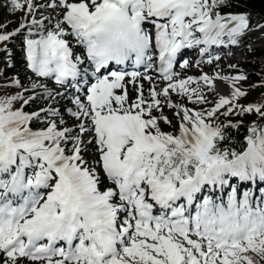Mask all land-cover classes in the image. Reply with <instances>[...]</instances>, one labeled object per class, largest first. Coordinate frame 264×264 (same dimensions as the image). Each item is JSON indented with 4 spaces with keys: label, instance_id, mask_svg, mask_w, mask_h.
Here are the masks:
<instances>
[{
    "label": "snow or ice",
    "instance_id": "6c2138e0",
    "mask_svg": "<svg viewBox=\"0 0 264 264\" xmlns=\"http://www.w3.org/2000/svg\"><path fill=\"white\" fill-rule=\"evenodd\" d=\"M7 2L23 16L0 45L22 36L26 67L65 88L35 79L31 91L70 95L79 123L25 111L37 96L19 79L23 92L0 96V264H264V103H239L244 74L174 71L182 50L239 45L249 14L224 12L232 0ZM129 62L144 71L120 69ZM253 113L242 148L225 147L241 124L227 118Z\"/></svg>",
    "mask_w": 264,
    "mask_h": 264
},
{
    "label": "trees",
    "instance_id": "16d2710c",
    "mask_svg": "<svg viewBox=\"0 0 264 264\" xmlns=\"http://www.w3.org/2000/svg\"><path fill=\"white\" fill-rule=\"evenodd\" d=\"M0 8V19L6 16H20L22 12H16L13 14L9 11V5L7 0H1ZM233 6L230 8H225L224 12L233 13H247L250 16V26L255 28L258 23H264V0H232ZM8 25V24H7ZM16 29V28H15ZM0 31H13L12 26L7 27V29L0 28ZM252 41L249 36L241 37L240 42ZM253 43V42H252ZM0 96L15 95L18 92H23V88L29 89L28 92L24 93L25 98L29 95L35 94L37 99L30 101L28 105L24 106V110L27 112L39 111L52 104H59L53 101L51 98L42 95V90H36L35 93L31 91V81L36 78L33 73L26 67L25 53L23 49V37L18 36L15 39L8 42L6 45H0ZM258 59H262L258 60ZM264 48L254 47L251 49L249 56L245 57L239 62L238 74L246 75L247 79L242 81V90H244L247 95L240 99L239 103L242 105H248L250 103H264ZM14 79H19L23 84V88L16 87L12 84ZM52 90V89H51ZM57 92V90L55 91ZM54 92V93H55ZM56 99V98H55ZM209 100L214 101L213 97L208 96ZM66 104L71 103V98L66 97L63 99ZM23 101L17 102L15 104L16 108H20ZM209 105H204L208 107ZM60 110V109H59ZM64 113L61 114V117ZM221 119H225L221 117ZM227 119L231 120L233 123L241 121L239 128H234L230 130V139L224 145L225 147H235L238 150L244 145V137L247 135V128L253 122L257 120L256 115L245 114L243 116H230ZM259 122V121H258ZM32 127L43 128L46 124L38 121H34ZM164 131L167 132L166 129Z\"/></svg>",
    "mask_w": 264,
    "mask_h": 264
},
{
    "label": "rangeland",
    "instance_id": "374dc122",
    "mask_svg": "<svg viewBox=\"0 0 264 264\" xmlns=\"http://www.w3.org/2000/svg\"><path fill=\"white\" fill-rule=\"evenodd\" d=\"M1 1V0H0ZM40 3H45V0H39ZM0 8H1V2H0ZM51 13V9H45L43 11V16H49ZM54 15V14H52ZM23 16V13H21L20 16H15V17H11V16H6L3 19H0V25H4V24H8L9 26H12L13 30L17 27H19L20 22H21V18ZM38 19L41 18L40 16L37 17ZM252 41H244V42H240L239 45H235V46H228V47H224V56L221 58V60L218 62L217 64H211L210 65V71L209 72H213L214 74L216 72L221 73L222 76H235L238 75L237 71H239V62L242 61L245 57L249 56V53L251 51V49H253L254 47H260V48H264V29H259V30H254L251 32H248L245 36H249ZM253 42V43H252ZM229 48V51H227V49ZM190 50H196L194 51V53H191L192 58L190 59V66L188 68H181L179 65L177 66V70L176 72L180 73L181 77H187V76H194V77H199L200 75L198 74V71L194 72V69L197 67L196 62L194 60H196L197 58H201L199 49H190ZM79 51V50H78ZM229 53V54H228ZM228 55V56H227ZM187 57V54H185L183 56V59L180 63L183 62V60H185ZM189 57V56H188ZM261 60L262 59H258ZM264 60V59H263ZM218 65V67H217ZM229 65H236L235 68H230ZM203 67H200V69H202ZM220 68L222 71H220ZM219 71H216V70ZM225 71V72H224ZM205 72L207 73V70L203 69V71H200L199 73ZM149 74V73H148ZM192 74V75H191ZM151 76H153L154 78L158 77L156 74H149ZM127 79V78H126ZM156 82H158L159 87H163L164 83L162 80L160 79H156ZM44 83L47 84V86L52 89L53 92H55L57 90V92H61L64 93L65 92V88H62L58 85H56L54 83L53 80H44ZM143 85H144V89H145V94H147V89L149 88V83L147 80L142 81ZM238 87H242V82H240ZM128 89H129V95L130 98L134 99L136 96V92L134 90L133 85L129 84L128 85ZM69 93L71 94H75L73 89H68ZM175 97L173 98L174 101H179L181 98L177 97L175 94H173ZM211 97H213L214 101L216 99L215 96L213 95H209ZM66 97H70V95L65 94L63 96H57L56 97V102L59 104H52L47 106V108L49 107H55L57 109H60V113L63 114L64 116L62 117L65 120V124L63 125L64 127H72L74 128L79 121H77L74 117L70 116L68 114V112L66 111L68 108H72L75 109V105L71 102L69 104L64 103L65 101L63 99H65ZM184 103L186 104L187 107H194L191 102L188 101H184ZM173 111L174 110H170L167 107L164 108V114L167 115L170 119L173 120V124H176V118L173 116ZM59 119V118H57ZM162 129H166L167 131H172V128H169L167 125H161ZM85 139H87V136L85 137ZM91 157H89L90 159Z\"/></svg>",
    "mask_w": 264,
    "mask_h": 264
},
{
    "label": "bare ground",
    "instance_id": "6f19581e",
    "mask_svg": "<svg viewBox=\"0 0 264 264\" xmlns=\"http://www.w3.org/2000/svg\"><path fill=\"white\" fill-rule=\"evenodd\" d=\"M224 46H216V45H213L209 48L208 50V53L204 56H201V58H197L196 60H194L195 62L197 61H204L203 63H201L199 65V67H196L193 71V74L194 72L198 71V74L201 75L202 73H205V72H202V73H199L200 71H203V69L207 70V73L209 75H213L214 73L213 72H209L210 70V65L211 64H208L207 63V60L209 59V57H215L217 55L220 56V59L218 60V62L221 60V58L224 56ZM188 51H191L194 53V51L190 50V49H187ZM227 51H229V48L227 49ZM229 54V53H228ZM228 56V55H227ZM212 64H217V60H213V63ZM200 67H203L202 69H200ZM216 71H219L218 69ZM220 71L223 72V70H221L220 68ZM225 72V71H224ZM197 73V72H196ZM217 73V72H216ZM149 74H153V73H149ZM221 74V73H220ZM192 75V74H191ZM195 75V74H194ZM193 76V75H192ZM194 77V76H193ZM156 84H158V82L155 81ZM216 84H217V87H218V90L221 92V94L223 95H228V92H229V85L226 84L225 82L223 81H216ZM240 84V83H239ZM238 84V86H239ZM173 98L175 97L174 95L172 96Z\"/></svg>",
    "mask_w": 264,
    "mask_h": 264
}]
</instances>
